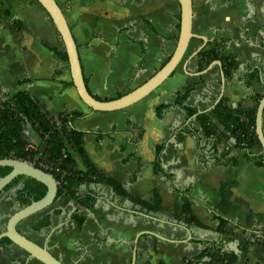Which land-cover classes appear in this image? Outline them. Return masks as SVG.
Returning <instances> with one entry per match:
<instances>
[{
  "label": "crops",
  "instance_id": "obj_1",
  "mask_svg": "<svg viewBox=\"0 0 264 264\" xmlns=\"http://www.w3.org/2000/svg\"><path fill=\"white\" fill-rule=\"evenodd\" d=\"M54 1L76 42L87 88L98 100H115L144 85L175 51L181 22L178 0ZM193 33L207 40L201 52L220 46L225 57L239 63L233 81L226 82L223 98L228 107L254 110L253 95L264 96V0H193ZM203 45L194 39L173 76L143 101L117 112H94L79 98L62 39L37 0H0V97L27 93L55 118L83 114L74 128L84 134L83 149L95 170L144 203L154 205L157 192L163 209L162 214L147 215L109 186H82L81 194L99 196L84 211L82 230L71 221L78 201L62 196L49 210L19 225L30 241L46 246L63 264H131L134 242L142 234L136 264H192L205 249L200 242H216L226 250L237 243L218 233V218L245 244L253 243L250 233L264 232V167L256 164L264 154L261 147L253 146L248 156L217 122L222 139L215 145L193 118L197 138L178 107L157 117L156 108L172 105L187 84L195 85L189 106L206 111L217 101L219 67L199 75L200 52L184 69ZM248 76L250 87L242 81ZM140 130L143 136L134 144ZM28 141L39 144L31 133ZM161 146L162 172L155 174L156 148ZM67 149L77 171L87 173L83 158ZM185 201L205 229L180 222ZM19 209L14 191L0 196V233ZM45 216L51 217L50 227L27 231L29 222ZM9 249L11 255L5 257L0 248V264H42L13 244ZM242 261L264 264V248L250 244Z\"/></svg>",
  "mask_w": 264,
  "mask_h": 264
},
{
  "label": "trees",
  "instance_id": "obj_2",
  "mask_svg": "<svg viewBox=\"0 0 264 264\" xmlns=\"http://www.w3.org/2000/svg\"><path fill=\"white\" fill-rule=\"evenodd\" d=\"M64 59L68 61L66 54ZM199 62L200 72L205 71L212 63L220 62L226 82H232L239 69L238 61L232 57H225L220 51V46H216V49L210 52H201L199 54ZM251 80L252 77L248 76L242 81L245 86L250 87ZM194 89V84H187L182 91L176 94L172 105L165 103L160 104V106L156 108L157 117L162 118L168 109L171 107H178L185 112L188 122L187 126L190 131L198 138L199 130L191 125V120L196 117L195 122L200 126L204 134L214 141L215 145L220 143L222 139L221 134L218 133L214 125V123L217 122L223 126L225 132L235 139V147L238 150L245 151L248 156H251L253 146L260 147L255 133V120L257 107L263 95H253L252 98L256 104V108L249 112H242L229 108L224 98L221 99L212 111L205 112L200 111L198 107L188 105V100ZM82 118H84V115L81 113L64 114L55 118L46 112L35 98L27 93H18L16 95H11L9 92L4 93L0 97V161L9 159L19 161L26 160L25 147L28 139L24 135L25 132H29L31 135L36 136L39 140V144L44 148L46 153L55 158L60 157L61 150L64 148L67 149L68 147L79 154L83 158L88 169L87 173L77 171L76 165L69 155L66 160L62 161L60 166L61 170L67 175L62 179L58 187L56 198L57 201L62 196H69L78 201V209L72 215L71 221L79 230H82L86 221L84 211L93 208L99 200V196L94 192H87L84 195L81 194L80 188L82 186L88 187L93 184L109 186L113 189L115 194L125 200H129L135 207H139L141 211L145 212L147 215L162 214L163 209L157 192H155L154 205L144 203L129 196L119 184L113 180L106 179L95 170L83 149L84 134L74 128V122ZM142 136L143 133L140 130V134L134 144H137ZM163 147L164 146L156 148L157 157L154 163L155 174L162 172L159 157ZM256 164L258 167H264V154L257 157ZM10 173V168H0V178H4ZM52 176L56 182L61 181L60 176L54 174H52ZM222 187L224 189V186ZM223 189L221 191H223ZM10 191H14V199L19 204L20 209H22L33 202L40 201L46 195L47 189L43 184L33 179L18 177L5 188L4 193ZM218 220L220 223L218 233L228 237L230 241L237 242L239 245V254L225 252L220 248L221 245L216 242H200L201 246L205 247V249L192 264H246L242 261V255L248 250L250 244L264 248V232H261L260 235L259 231L250 233L253 243L245 244L237 241L232 232L234 228L226 220L222 218H218ZM180 222L187 228L196 227L205 229V227L193 216L188 201H185L183 205V216ZM50 225L51 217L45 216L37 221L33 220L29 222L27 231L40 232L50 227ZM19 232L26 236L21 230H19ZM11 245L12 243L8 239H2L0 241V248L5 257L11 255L9 249Z\"/></svg>",
  "mask_w": 264,
  "mask_h": 264
},
{
  "label": "water",
  "instance_id": "obj_3",
  "mask_svg": "<svg viewBox=\"0 0 264 264\" xmlns=\"http://www.w3.org/2000/svg\"><path fill=\"white\" fill-rule=\"evenodd\" d=\"M178 1L181 8L180 33L175 51L168 62L150 80H148L144 85L140 86L136 90L115 100L101 101L96 99L87 88L79 58V51L72 36L71 29L67 24L63 11L54 0H37V2L48 14L62 39L68 58L73 84L76 88L79 98L92 111L106 113L117 112L130 108L143 101L152 93H154L158 88H160L169 78L173 76V74L181 66L186 57L190 43L194 39L201 40L204 45L192 57H190L188 61L185 62V71H187V65L189 61L196 57L207 44V40L205 38L196 36L193 33V0ZM216 66L220 68L221 94L219 95L217 101L205 112L212 111L223 98L226 87V80L222 72L220 62L212 63L205 71L199 73V75H204ZM263 118L264 96L257 107L255 120V133L260 143L262 152L264 153ZM3 167L10 168L11 173L4 178H0V196L4 193L5 188L18 177L30 178L43 184L46 187L47 192L40 201L33 202L29 206L19 209L9 217L5 226V230L0 233V241L2 239H8L13 245L25 251L29 255V257L39 261L42 264H63L49 252L46 246L42 247L35 244L19 232V225L21 223L28 221L39 214H42L54 205L58 193V184L56 180L52 175L36 169L19 160L9 159L0 161V168ZM142 216L147 217V215L144 214ZM188 234L189 238L187 242H189L191 239V233L189 231ZM141 235L142 234H139L134 242L131 264H136L139 241L138 238ZM156 236H158L161 240L168 241L167 239H164L159 235ZM238 248V243H233L232 245L228 246L227 250H223L225 252L239 254Z\"/></svg>",
  "mask_w": 264,
  "mask_h": 264
},
{
  "label": "built area",
  "instance_id": "obj_4",
  "mask_svg": "<svg viewBox=\"0 0 264 264\" xmlns=\"http://www.w3.org/2000/svg\"><path fill=\"white\" fill-rule=\"evenodd\" d=\"M24 135L28 139L30 133L25 132ZM25 154L26 160L23 162L50 175L60 176L61 181L57 182L58 187L60 186L62 179L67 175L60 168L62 161L66 160L69 156L66 148L61 150L60 157L55 158L46 153L40 144L28 141L25 147Z\"/></svg>",
  "mask_w": 264,
  "mask_h": 264
},
{
  "label": "flooded vegetation",
  "instance_id": "obj_5",
  "mask_svg": "<svg viewBox=\"0 0 264 264\" xmlns=\"http://www.w3.org/2000/svg\"><path fill=\"white\" fill-rule=\"evenodd\" d=\"M36 217V216H35Z\"/></svg>",
  "mask_w": 264,
  "mask_h": 264
}]
</instances>
